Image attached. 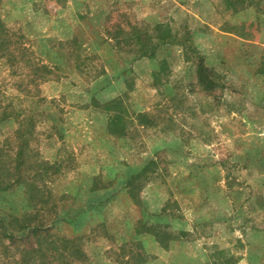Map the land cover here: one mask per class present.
<instances>
[{
    "label": "rangeland",
    "instance_id": "obj_1",
    "mask_svg": "<svg viewBox=\"0 0 264 264\" xmlns=\"http://www.w3.org/2000/svg\"><path fill=\"white\" fill-rule=\"evenodd\" d=\"M0 12L53 70L34 85L31 66L0 59V105L21 109L28 138L12 118L3 156L23 144L34 176L6 188L0 175V220L46 180L51 232L88 236V264H137L139 248V264H264V0H2Z\"/></svg>",
    "mask_w": 264,
    "mask_h": 264
},
{
    "label": "trees",
    "instance_id": "obj_2",
    "mask_svg": "<svg viewBox=\"0 0 264 264\" xmlns=\"http://www.w3.org/2000/svg\"><path fill=\"white\" fill-rule=\"evenodd\" d=\"M157 26L161 27V24ZM118 27L119 31H122L120 24ZM12 29L11 24L5 21L0 12V59L6 62L13 74L16 72L17 67L22 69L25 65L31 66L33 73L30 81L31 83H35L34 85L49 80L53 70L47 65L36 62L32 56V49L26 46L24 36L20 30ZM120 34L115 31L112 35L119 44L123 42V39L119 36ZM139 40L143 41L141 37H139ZM158 40L167 41L168 37L165 38L159 35ZM126 42L127 46L125 49L129 50L130 47L128 46L132 42H129V40H126ZM151 48L143 41L140 47V51L143 52L141 55H150L148 51H152ZM206 73L207 69L201 64L198 68V79L202 84H206V90H213L216 84ZM25 91L29 93L25 97L35 98L37 99V103L40 102V98L46 100L40 94L33 93V95H30L29 88L25 89ZM54 99L57 100L56 98ZM21 112V109L10 110L8 106L3 107L0 105V127H5V124L11 122L12 118L20 120V126L16 129L17 139H28L25 137V120L24 117H21ZM143 116L147 120H150L146 113ZM117 118H120V116L116 115L111 120V123L115 122ZM5 139L8 138L5 137ZM6 145L5 141L4 144H0V175L7 179L6 188L27 184L34 176L26 175L28 166L24 157L25 149L23 148V144L20 145L16 155L17 158L14 162H10L8 157L3 156ZM26 188L27 208L24 211L14 210L11 212L8 222L5 219L0 220V264H88L89 254L84 247L86 243L83 241L84 238L89 239L88 236L71 238L51 232L53 231V227L50 226L51 222L47 221L46 217L54 212L58 201L51 192L47 181H42L40 184L32 181L28 183ZM43 211L47 214H44ZM146 228L149 231L151 229L149 227ZM112 250L115 251V249ZM119 258L116 255L114 262L117 261L118 264L130 263L129 260L126 261ZM144 258L145 256L139 248L138 257L134 258V261L139 264L145 260Z\"/></svg>",
    "mask_w": 264,
    "mask_h": 264
}]
</instances>
